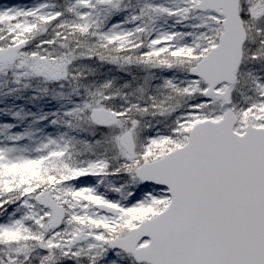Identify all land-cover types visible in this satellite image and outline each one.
I'll list each match as a JSON object with an SVG mask.
<instances>
[{"label": "snow or ice", "instance_id": "obj_1", "mask_svg": "<svg viewBox=\"0 0 264 264\" xmlns=\"http://www.w3.org/2000/svg\"><path fill=\"white\" fill-rule=\"evenodd\" d=\"M0 264H264V0H0Z\"/></svg>", "mask_w": 264, "mask_h": 264}, {"label": "rangeland", "instance_id": "obj_2", "mask_svg": "<svg viewBox=\"0 0 264 264\" xmlns=\"http://www.w3.org/2000/svg\"><path fill=\"white\" fill-rule=\"evenodd\" d=\"M4 2H10V0H4ZM11 2H22V0H11Z\"/></svg>", "mask_w": 264, "mask_h": 264}]
</instances>
